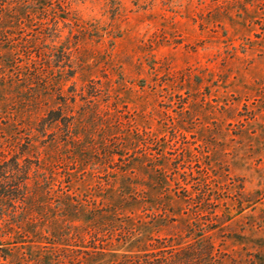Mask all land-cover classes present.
<instances>
[{
    "label": "rangeland",
    "instance_id": "obj_1",
    "mask_svg": "<svg viewBox=\"0 0 264 264\" xmlns=\"http://www.w3.org/2000/svg\"><path fill=\"white\" fill-rule=\"evenodd\" d=\"M31 4L1 25L0 196H28L0 264H264V0Z\"/></svg>",
    "mask_w": 264,
    "mask_h": 264
},
{
    "label": "trees",
    "instance_id": "obj_2",
    "mask_svg": "<svg viewBox=\"0 0 264 264\" xmlns=\"http://www.w3.org/2000/svg\"><path fill=\"white\" fill-rule=\"evenodd\" d=\"M45 1L46 0L43 1L42 0H0V34L4 29L1 25L5 20L7 22H12V21L18 22L20 20L28 21L30 17H35L37 15V13L34 11L25 10V5L27 3L30 4L32 3L31 5H33V3H36V6L39 5L46 6ZM62 18L64 21H69L68 18H64V17ZM13 161L16 168H19L20 167L19 158H16ZM26 180H27L26 177L23 178L21 177L17 188L14 189L13 191H9L8 193L3 191L2 196H0V198H8L9 201H17L18 198H22L25 200L26 196H28V194L25 193ZM16 194L20 195V197L17 196Z\"/></svg>",
    "mask_w": 264,
    "mask_h": 264
}]
</instances>
